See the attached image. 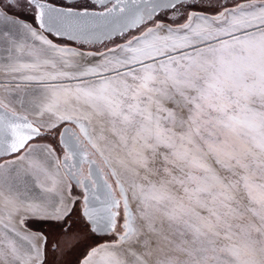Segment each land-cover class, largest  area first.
I'll list each match as a JSON object with an SVG mask.
<instances>
[{
    "label": "snow or ice",
    "instance_id": "obj_1",
    "mask_svg": "<svg viewBox=\"0 0 264 264\" xmlns=\"http://www.w3.org/2000/svg\"><path fill=\"white\" fill-rule=\"evenodd\" d=\"M81 248L264 264V0H0V264Z\"/></svg>",
    "mask_w": 264,
    "mask_h": 264
},
{
    "label": "rangeland",
    "instance_id": "obj_2",
    "mask_svg": "<svg viewBox=\"0 0 264 264\" xmlns=\"http://www.w3.org/2000/svg\"><path fill=\"white\" fill-rule=\"evenodd\" d=\"M31 231L48 233V232L54 231V229L50 226L49 222L41 221V220H35V221L32 222ZM24 243H25V246H26V242H24ZM85 251H86V249H84V248L78 249L70 257V259L73 262V264H76V261L82 257V255L84 254Z\"/></svg>",
    "mask_w": 264,
    "mask_h": 264
},
{
    "label": "flooded vegetation",
    "instance_id": "obj_3",
    "mask_svg": "<svg viewBox=\"0 0 264 264\" xmlns=\"http://www.w3.org/2000/svg\"><path fill=\"white\" fill-rule=\"evenodd\" d=\"M213 2L215 3L216 0H213ZM221 2L227 4V3L232 2V0H221ZM47 139H48V141H51V137H48ZM100 242H103V240H101Z\"/></svg>",
    "mask_w": 264,
    "mask_h": 264
}]
</instances>
